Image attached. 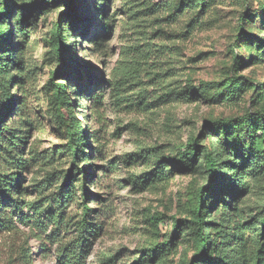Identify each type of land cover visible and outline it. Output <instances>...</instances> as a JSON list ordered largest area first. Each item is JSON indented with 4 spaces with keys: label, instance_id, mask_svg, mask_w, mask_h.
<instances>
[{
    "label": "rangeland",
    "instance_id": "obj_1",
    "mask_svg": "<svg viewBox=\"0 0 264 264\" xmlns=\"http://www.w3.org/2000/svg\"><path fill=\"white\" fill-rule=\"evenodd\" d=\"M0 1L16 30L14 16H26L21 5L27 0ZM92 1L73 0L81 19L70 36H76L75 65L99 72L101 80L96 84L76 78L71 97L89 139L88 220L96 227L79 232L83 205L75 177L72 186L59 187L69 160L43 90L49 69L44 41L67 11L61 3L28 17L19 55L22 80L18 92L16 82L10 88L22 106L16 101L4 120L17 137L13 152L22 166L10 159L0 141V172L19 168L20 199L45 205V212L36 218L25 206L27 222L12 216L11 229H0V264H67L63 247L81 234L87 240L77 264H131L166 240L173 247L156 264H187L194 252L191 230L171 239V219L155 228L149 218L158 212L191 218L192 196L202 178L176 158L206 121L230 122L228 131L215 134L230 147L248 148L259 134L251 132L255 125L264 126V19L256 16L264 12V0H106L100 14ZM104 20L109 32L102 29ZM204 138L210 147L211 136ZM155 165L166 170L164 181L147 189L130 184V175ZM50 173L53 178L47 180ZM249 187L237 202L243 221L263 204L264 174ZM214 215L218 219V208ZM219 230L212 229L217 241L222 240Z\"/></svg>",
    "mask_w": 264,
    "mask_h": 264
},
{
    "label": "trees",
    "instance_id": "obj_2",
    "mask_svg": "<svg viewBox=\"0 0 264 264\" xmlns=\"http://www.w3.org/2000/svg\"><path fill=\"white\" fill-rule=\"evenodd\" d=\"M105 1H92L95 14L102 13ZM72 2L73 0H27L21 5L26 16L22 13L14 16L15 30L9 19L7 7L0 1V141L5 145V151L10 159L18 167L22 166L24 163H21L13 152L16 147L13 140L17 137L13 135L4 118L13 111L16 101L18 107L22 106L21 98L13 100L11 97L10 88L16 82L15 92H18L22 80L19 72V55L27 36L26 24L29 16L37 17L41 12H47L50 5L63 3L67 6V11L60 13L59 20L51 27L44 41L46 49L43 55L44 60L49 63V69L43 90L47 100V112L63 139L62 152L67 154L69 160V167L59 176L62 180L59 187H67L68 184L72 186V177L79 182V195L83 205L79 232L87 233L96 227L88 220L92 209L87 205V200L92 195L87 185V178L92 176L88 170L92 164L89 163V139L83 122L77 118L74 111L71 90L76 78L84 80L86 77L90 83L98 84L101 76L99 72H93L89 67L81 68L80 63L75 65L72 40L76 36H70V32L74 30L81 17ZM86 6L90 7L88 4ZM256 16L260 20L264 19V12L261 10V14ZM102 29L109 32L110 27L105 20ZM234 66L235 61L232 68ZM57 76H62L63 79L57 82L55 81ZM262 116L264 120V114ZM230 125L227 119L206 121L196 136L187 139L186 148L177 152L178 164L188 170L199 171L202 178L201 184L192 196L189 221L169 218L159 212L149 218L155 228L165 219H171V239H177L184 229L191 230L194 252L187 264H264V200L260 209L252 216L253 219L249 221H243L237 207L239 198L249 192L250 181L264 174V149L261 148V142H264V126L255 125L251 132L259 134L254 135L247 148L242 145L230 147L215 139L216 133L221 130L228 131ZM3 131L4 137L1 136ZM206 134L211 136L210 147L203 144ZM81 163L86 164L80 165ZM17 169L0 172V229H11L12 216L27 222L28 216L23 213L25 206L33 211L36 218L45 212V205L35 201L26 203L20 199L22 189L19 186V168ZM52 178V173L47 175V180ZM166 178V170L155 165L139 175H130L128 180L133 187L147 189ZM57 202L60 205L62 200ZM216 208L219 211V220L214 215ZM251 224L254 229L248 232L247 226ZM217 227H220L221 241L212 237V229ZM86 240V236L81 234L78 239L63 247L62 253L67 264L78 263L84 252ZM172 247L171 240L157 241L151 248L133 259L131 264L149 262L156 264L167 257Z\"/></svg>",
    "mask_w": 264,
    "mask_h": 264
}]
</instances>
